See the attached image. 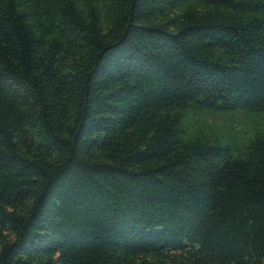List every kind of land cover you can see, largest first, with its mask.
I'll return each mask as SVG.
<instances>
[{"label":"trees","instance_id":"1","mask_svg":"<svg viewBox=\"0 0 264 264\" xmlns=\"http://www.w3.org/2000/svg\"><path fill=\"white\" fill-rule=\"evenodd\" d=\"M237 113L264 0H0V264H264V125L198 126Z\"/></svg>","mask_w":264,"mask_h":264},{"label":"rangeland","instance_id":"2","mask_svg":"<svg viewBox=\"0 0 264 264\" xmlns=\"http://www.w3.org/2000/svg\"><path fill=\"white\" fill-rule=\"evenodd\" d=\"M260 125H264V113H237L229 116H214L198 122V126L221 131L223 134L218 132L216 135L226 144L237 143L239 141L237 137L241 132L244 131L245 136H249L251 129Z\"/></svg>","mask_w":264,"mask_h":264}]
</instances>
